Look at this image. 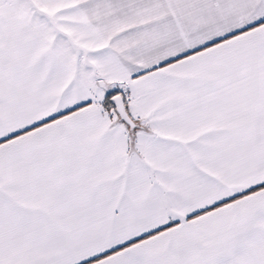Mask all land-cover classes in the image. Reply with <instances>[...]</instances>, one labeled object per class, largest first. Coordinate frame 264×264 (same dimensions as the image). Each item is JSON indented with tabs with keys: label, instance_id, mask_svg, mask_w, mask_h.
Returning a JSON list of instances; mask_svg holds the SVG:
<instances>
[{
	"label": "snow or ice",
	"instance_id": "1",
	"mask_svg": "<svg viewBox=\"0 0 264 264\" xmlns=\"http://www.w3.org/2000/svg\"><path fill=\"white\" fill-rule=\"evenodd\" d=\"M0 264H264V0H0Z\"/></svg>",
	"mask_w": 264,
	"mask_h": 264
}]
</instances>
